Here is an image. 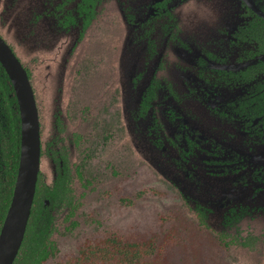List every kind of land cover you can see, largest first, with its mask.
<instances>
[{
  "label": "flooded vegetation",
  "instance_id": "flooded-vegetation-1",
  "mask_svg": "<svg viewBox=\"0 0 264 264\" xmlns=\"http://www.w3.org/2000/svg\"><path fill=\"white\" fill-rule=\"evenodd\" d=\"M20 4L34 58L18 55V32L0 36L34 90L40 165L29 221L56 251L55 236L100 225L87 204L129 199L125 183L143 171L151 186L136 199L172 194L204 223L206 203L219 200V238L257 233V224L241 231L247 208L224 193L238 188L254 202L248 211L264 213V0H0V30ZM0 65L1 133L7 100L20 110Z\"/></svg>",
  "mask_w": 264,
  "mask_h": 264
},
{
  "label": "rangeland",
  "instance_id": "rangeland-1",
  "mask_svg": "<svg viewBox=\"0 0 264 264\" xmlns=\"http://www.w3.org/2000/svg\"><path fill=\"white\" fill-rule=\"evenodd\" d=\"M25 9L26 6L20 4L14 14L7 18L5 28L1 26L0 30L6 38V31L21 34L20 41L9 40L14 42L23 63L34 58L38 47L34 37L29 38L28 42L23 39L20 16ZM3 10L0 5V23L4 17L1 15ZM148 179L147 172L143 171L125 183L134 198L129 194L126 200L116 197L87 204L83 214L88 219H98L100 225L97 224L90 231H70L55 236L58 251L45 263L264 264V213L255 209L254 212L248 211L254 202L241 198L238 188L224 195L235 199L238 204L244 203L247 208L245 212L249 216L246 214L241 231L244 234L250 233L253 225L257 224L254 228L257 233H250L248 237L232 233V236H227L232 237L229 243V238L218 237L223 226L220 220L223 211L219 209V200L217 203H206L209 205L207 208L210 216L206 223L200 222L192 207L185 210L172 194L163 199L161 195L147 193L136 199L139 188L151 186ZM245 196L255 198L252 193ZM97 212L98 215L94 214ZM249 221L251 228L247 226Z\"/></svg>",
  "mask_w": 264,
  "mask_h": 264
},
{
  "label": "water",
  "instance_id": "water-1",
  "mask_svg": "<svg viewBox=\"0 0 264 264\" xmlns=\"http://www.w3.org/2000/svg\"><path fill=\"white\" fill-rule=\"evenodd\" d=\"M0 62L12 82L21 116L19 168L11 203L0 231V264H14L26 235L36 192L40 165L39 123L29 77L1 36Z\"/></svg>",
  "mask_w": 264,
  "mask_h": 264
},
{
  "label": "trees",
  "instance_id": "trees-1",
  "mask_svg": "<svg viewBox=\"0 0 264 264\" xmlns=\"http://www.w3.org/2000/svg\"><path fill=\"white\" fill-rule=\"evenodd\" d=\"M7 93L8 91L4 95H7ZM11 93H14L13 89ZM7 101V104L4 105V112L6 113L4 120L8 121V125L0 133L2 156L0 161V231L11 203L20 162V116L19 112L14 110V107H17L16 99L12 98ZM3 165H5L4 168ZM32 208L30 218L37 214V212H34L36 207ZM30 222L31 219L14 264H45L48 258L56 253L55 244L49 239V235L43 229L35 230V226ZM55 264L66 263L59 262Z\"/></svg>",
  "mask_w": 264,
  "mask_h": 264
}]
</instances>
